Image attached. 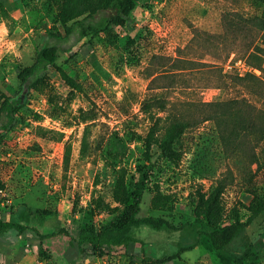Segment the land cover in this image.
Wrapping results in <instances>:
<instances>
[{
  "label": "rangeland",
  "instance_id": "obj_1",
  "mask_svg": "<svg viewBox=\"0 0 264 264\" xmlns=\"http://www.w3.org/2000/svg\"><path fill=\"white\" fill-rule=\"evenodd\" d=\"M100 1L80 0L77 9ZM72 2L0 0V92L21 104L0 134V218L26 226L0 234V264H153L176 253L156 264H264V210L254 215L264 208V40L246 56L252 25L239 19L260 14L263 4L135 0L110 35L96 25L109 14L103 11L85 37L58 42L56 66L80 92L53 68L35 87L32 79L21 84L18 69L34 62L49 34H63ZM248 74L257 79L242 80ZM241 96L246 110H218L227 114L185 128L176 160L156 148L173 110L188 113L194 103V112L206 114L201 103L222 106ZM154 97L164 99L163 108L148 109ZM141 166L137 218H161L171 227L132 225L128 233L139 243L102 256L86 243L74 255L63 235L39 238L59 227L72 235L98 229L120 208ZM212 195L213 221L232 222L236 211L247 222L220 253L199 220Z\"/></svg>",
  "mask_w": 264,
  "mask_h": 264
},
{
  "label": "trees",
  "instance_id": "obj_2",
  "mask_svg": "<svg viewBox=\"0 0 264 264\" xmlns=\"http://www.w3.org/2000/svg\"><path fill=\"white\" fill-rule=\"evenodd\" d=\"M134 1L135 0H102L94 7L88 8V6H84L82 10H78L77 8L80 6V0H74L69 11L70 16L61 20V22L65 25L63 34H49L48 40L37 51L34 62L29 66L20 67L18 69L17 78L20 83L22 84L32 79V81L35 82V85L32 87H35L38 84V81L42 80V74L46 73L49 68H53L59 73L62 80H64L71 88L80 92V86L76 84V82L72 80L64 70L56 66V60L58 58V42L65 40L68 36L74 33L78 34L77 39L85 37L89 31L88 24L93 21L94 15L103 11H108L109 14L100 18V20L96 22V25L101 31L110 35L109 29L121 24L122 20L125 19L132 10ZM258 2L264 6V0H258ZM259 6L260 4L258 7ZM61 13L63 14V11H61ZM80 15L84 16L80 19L77 18ZM239 19L241 20V23L245 25H252L253 35L250 39L251 42L245 51V55L249 57L253 55L252 47L258 42H262L264 40V9L260 12V14L255 13L252 16L249 15L246 19H243L240 15ZM68 21H70V24L66 26ZM248 75L249 76L242 77V80L247 77L257 79L255 76L250 74ZM245 86L249 93L253 92L250 85L247 84ZM243 98L244 97L241 96L239 98H231L228 101H225V104L222 105L223 109H220L219 107L222 106L218 105L216 102H208L206 104L201 103V107H206V110H203L206 114L201 113L202 111L199 113L194 112L195 110H192L194 103L187 105V109L191 110L188 113L173 110L166 116V123L160 138L156 142V148L162 156L171 161L176 160L178 156L177 150L181 144L180 137L185 128L209 120L214 116L227 114L226 112H219L218 110H246L245 106L247 103L244 102L245 99L243 100ZM164 104L165 101L162 97H154L149 100L148 109H150L151 105H155V107L161 109L164 107ZM20 108L21 104L12 96L0 92V118L2 116L6 118L4 123H0V134L7 130L8 126L13 123ZM148 109L145 108L144 110ZM148 158L149 156H147L146 159ZM145 175L144 166L137 168V176L134 177L132 175L129 178V184L121 194L120 208L112 217L101 224L98 229H84L72 235L67 228L59 227L56 231L54 230L45 234L37 235L40 239L63 235L69 238L74 250V255H82L84 253L82 244L86 243L90 246L92 251L97 252L98 255L102 256L127 249L134 243H139L137 238L129 235L128 233V229L132 225L148 224L154 229H160L163 226L171 227L167 221L161 218H137L142 201V195L145 189ZM215 201V195H212L206 201L207 203L204 210L200 214L199 220L204 226H207L210 229L206 233V236L213 249L217 253H220L224 251L233 238L237 237L247 226V222L240 221L238 213L233 211V218H231L232 222H228L223 225L216 223L211 218ZM260 210H264V208H257V210L254 211V215L259 213ZM11 229L21 233L26 229V226L0 218V234H3ZM188 249H190V247L181 248L178 251L182 252ZM39 255H47L46 250L44 248L43 250H40ZM178 257V253H176L169 256L166 260H157L153 262V264L163 263ZM232 261L234 262L235 260Z\"/></svg>",
  "mask_w": 264,
  "mask_h": 264
},
{
  "label": "built area",
  "instance_id": "obj_3",
  "mask_svg": "<svg viewBox=\"0 0 264 264\" xmlns=\"http://www.w3.org/2000/svg\"><path fill=\"white\" fill-rule=\"evenodd\" d=\"M237 63H239V61H237Z\"/></svg>",
  "mask_w": 264,
  "mask_h": 264
}]
</instances>
